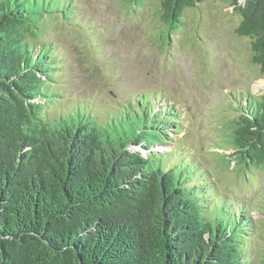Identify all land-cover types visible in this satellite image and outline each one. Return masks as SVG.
<instances>
[{"label": "trees", "instance_id": "1", "mask_svg": "<svg viewBox=\"0 0 264 264\" xmlns=\"http://www.w3.org/2000/svg\"><path fill=\"white\" fill-rule=\"evenodd\" d=\"M204 1L160 0L161 42ZM225 1L264 77V0ZM73 14L71 0H0V264H264V218L251 216L264 201L249 210L220 194L172 139L187 132L170 99L140 95L102 123L85 106L45 117L62 65L43 35ZM234 104L207 153L264 170V95Z\"/></svg>", "mask_w": 264, "mask_h": 264}, {"label": "rangeland", "instance_id": "2", "mask_svg": "<svg viewBox=\"0 0 264 264\" xmlns=\"http://www.w3.org/2000/svg\"><path fill=\"white\" fill-rule=\"evenodd\" d=\"M71 2L70 21L48 24L42 39L52 44L55 61L62 65L54 86L57 101L45 107V117L85 106L102 123L140 95L152 98L153 104L163 95L161 105L168 106L170 99L186 126V135L172 139H179L177 145L213 175L220 194L246 203L249 210L263 202V169L250 165L228 170L221 158L230 151L214 157L207 153L219 139L223 117L235 114L234 103L246 93L264 95V77L252 62L250 39L236 34L240 15L234 8L225 0L197 4L185 11L179 31L164 44L160 0L144 1L135 10L119 0ZM169 144L160 153L171 152L174 146ZM251 216L258 224L264 218Z\"/></svg>", "mask_w": 264, "mask_h": 264}]
</instances>
